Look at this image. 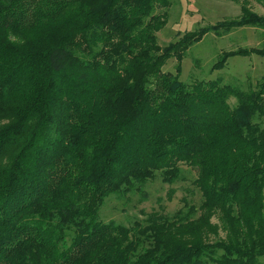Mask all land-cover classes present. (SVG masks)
<instances>
[{"label":"trees","instance_id":"obj_1","mask_svg":"<svg viewBox=\"0 0 264 264\" xmlns=\"http://www.w3.org/2000/svg\"><path fill=\"white\" fill-rule=\"evenodd\" d=\"M171 5L0 0V264H264V79H180L193 45L264 34V16L243 2L239 17L161 46ZM253 55L264 44L223 51L212 71ZM182 164L200 206L131 226L100 218L112 197L146 200L157 173L184 182Z\"/></svg>","mask_w":264,"mask_h":264},{"label":"rangeland","instance_id":"obj_2","mask_svg":"<svg viewBox=\"0 0 264 264\" xmlns=\"http://www.w3.org/2000/svg\"><path fill=\"white\" fill-rule=\"evenodd\" d=\"M258 1L172 0V5L168 9V24L157 34L159 44L168 46L180 40L188 32L237 18L241 15L243 2H247L253 12L264 16V2ZM263 44V30L253 27L240 28L221 36L210 33L188 50L182 64L180 79L187 84L203 80H220L223 84L237 86L244 90L251 86L254 87L259 80L264 79V57L257 55L249 58L236 56L231 58L222 70L212 71V66L223 51L254 48ZM176 66L177 61L172 58L163 70L175 74ZM230 102L235 104L236 99L232 98ZM181 167L186 177L184 182L171 186L165 184L161 175L157 173L156 179L148 182L145 187L146 200L141 202L140 195L133 196L129 202L112 197L101 209L100 218L105 222L113 221L131 226L136 222H142L146 214L152 211L174 214L184 207L185 199L200 206L201 194L194 183L197 173L186 164H182ZM173 190L174 194H172ZM213 222L217 223V218H214ZM220 236L224 237L225 235L221 232ZM262 261L264 262V259Z\"/></svg>","mask_w":264,"mask_h":264}]
</instances>
